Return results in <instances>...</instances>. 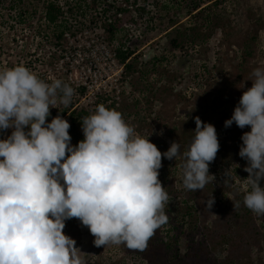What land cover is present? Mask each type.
I'll list each match as a JSON object with an SVG mask.
<instances>
[{
    "label": "clouds",
    "instance_id": "clouds-1",
    "mask_svg": "<svg viewBox=\"0 0 264 264\" xmlns=\"http://www.w3.org/2000/svg\"><path fill=\"white\" fill-rule=\"evenodd\" d=\"M250 80L225 127L251 129L239 150L250 185L243 204L264 216V68L254 69ZM74 94L69 84L46 82L24 65L0 71V134L12 129L0 139V264H86L76 240L64 232L72 218L88 228L96 247L143 252L169 221L162 159L183 161L186 191L203 190L215 179L209 166L220 143L213 124L195 117L187 150L173 141L162 153L122 113L99 104L82 118L84 139L72 145L68 120L47 118L58 103L69 107ZM225 177L227 183L230 169ZM204 203L211 212L215 197Z\"/></svg>",
    "mask_w": 264,
    "mask_h": 264
},
{
    "label": "rangeland",
    "instance_id": "rangeland-1",
    "mask_svg": "<svg viewBox=\"0 0 264 264\" xmlns=\"http://www.w3.org/2000/svg\"><path fill=\"white\" fill-rule=\"evenodd\" d=\"M194 4L205 9L188 15ZM45 6L44 0H0V71L24 65L46 82L60 79L67 83L65 75L56 71L59 58L55 50L60 45H56L52 30L44 20ZM91 8L107 11L109 18H105V14L92 17L93 21L105 26L109 24L107 19L113 21L116 17L120 26L124 23L141 26L137 29L142 31L141 38L136 39L137 32L123 30L119 39L136 51L137 67L146 73L141 78L138 74L126 78L125 73L121 93L113 98L99 99L96 106L115 104L118 108L128 103L130 110L123 115L124 120L138 135L150 136V141L157 144L162 153L173 141L180 144L181 152L188 147L197 116L205 123L211 121L220 139L230 131L238 135L240 131L251 130L250 127L240 129L235 124L226 128L225 121L231 118L243 92L252 87L253 70L264 68V0H92ZM175 28L179 31L170 33ZM197 31L203 39H196ZM129 35L131 43L125 42ZM178 35H182L184 43L173 50L170 40ZM75 100L74 95L69 107L58 103V108H51L47 122L67 111L63 118L72 125L71 112H80L79 109L72 111ZM93 106L86 107L91 114L95 111ZM11 132L12 129H8L0 134V139L7 138ZM71 144L75 141L71 140ZM227 151H219L209 166L210 174L215 177L209 189L217 195L220 211L227 215L226 220L217 223L220 215L215 209L209 212L210 239L213 238L214 243L203 237L204 225L195 234L194 244H190L186 228L180 229L185 232L182 235L177 237L178 233L173 232L171 236L174 240L178 238L181 256L192 250L193 255L200 257L201 264H234L231 262L234 260L235 264H264V216L249 215L243 209L244 194L250 189L246 180L249 175H243L247 173L244 171L247 161ZM224 158L234 161L233 165L223 167ZM169 162L177 164V168L173 164L165 168L183 186L181 160ZM236 166L242 170L230 173L225 183L226 171L232 172ZM261 186L264 187V180ZM236 199L241 201L237 210L234 208ZM65 223V234L76 240L86 264H148L133 251H124L120 245L94 246V237L76 218ZM163 228L164 246L165 233L171 225ZM231 231L243 238L241 243H248L233 255L230 246L218 241L222 234ZM202 242L210 244L207 256L198 249Z\"/></svg>",
    "mask_w": 264,
    "mask_h": 264
},
{
    "label": "trees",
    "instance_id": "trees-1",
    "mask_svg": "<svg viewBox=\"0 0 264 264\" xmlns=\"http://www.w3.org/2000/svg\"><path fill=\"white\" fill-rule=\"evenodd\" d=\"M40 2V0H37ZM217 2V1H216ZM215 2V3H216ZM44 3H46L45 6V16L44 18L48 21L50 29L52 30V35L55 37L57 42H60L63 38V35L66 30L69 29L68 22L62 21L59 24V21L61 20L62 12L60 10V7L57 4L56 0H44ZM78 4V3H77ZM76 4V5H77ZM205 8H202L199 4H194L193 7L188 11V15H192L194 12L200 13ZM196 15V14H195ZM135 21V20H132ZM175 23V22H173ZM176 24H174L175 26ZM107 37L109 42L115 41L116 39H119V35L123 33V29L118 24L117 17L113 19V21L110 24H107L105 26ZM197 30V29H196ZM71 31V30H69ZM178 32L179 29L175 28L170 31L172 32ZM184 36V34H182ZM182 35H178L175 38L170 40V45L172 49H179L183 46V38ZM197 31L196 33V39H203V36ZM118 50V56L119 60L122 63H126L125 65V73L126 78L129 76H132L134 74H138L141 78L143 75L146 74L144 71H141L137 66L139 64V57L136 55V51L130 46H124ZM126 47V48H125ZM249 55V54H248ZM156 61H159L158 58H155ZM109 109H115L122 113L124 115L126 112L130 110V105L128 103H124L119 106L118 108L115 106V104H112L110 106H106ZM67 114V111L60 112V116L64 117ZM88 116V113L85 111L81 112H71L70 117L72 118V125L69 129V134L72 137V140L75 141L74 145H78V143L84 139L83 132L79 133V130L82 129V118ZM211 123V121H209ZM217 130V129H216ZM246 131H240L238 135H232V132H228L223 139H220L218 136V140L220 143L219 151L221 150H229L227 152H231L234 157L236 155H239L240 145L242 144L241 136ZM190 136H194V133L191 131ZM193 138V137H192ZM157 145V144H156ZM159 147V146H158ZM188 148V147H187ZM187 148L185 150H187ZM184 150V151H185ZM218 151V153H219ZM245 162V160L243 159ZM234 161L228 160L227 158L223 159V167H226L228 164L233 165ZM169 164H173V162H169L167 158L162 159V168L159 170V180L162 182L163 186L166 188V191L169 193L170 202L165 206L166 214L169 216L168 225H171V228L165 233L167 237V242L163 246V240L162 238V229H164L162 226L160 229H158L155 233V235L150 239L148 243V247L145 251L139 252V251H133L134 253L138 254L141 258L145 259L148 264H201L200 257L197 255L192 254V250L187 251L184 256H181L178 250V238L174 240V237L171 236L173 232H177V237L182 235L185 232H182L181 228L187 229V237H189V240L191 241L190 244H194L195 241V234L197 233L200 226L204 225L206 232H203V237L208 241L210 239L211 234L209 231V211H207L206 204L204 201L208 199L211 195L215 197V204L212 209H215V212L220 215V218L217 219V223H222L224 220L227 219V215L224 214V211H220L221 206L218 205L217 202V195H214V191L210 190L209 184L206 185V187L203 190H198L197 192H189L186 191L185 188L182 185L178 184L177 178L174 177L173 174H170V172L165 168L168 167ZM183 164V161L181 160L180 165ZM177 168V164H173ZM227 168V167H226ZM165 169V170H164ZM233 171L230 173H234L238 170H242L240 167H234L232 169ZM244 176L249 175V173H244ZM238 201L241 202L239 199H236L235 202ZM244 210L247 211L249 215H252V211L247 209L245 206H243ZM235 215H238L235 213ZM216 221V220H215ZM213 220H211V223ZM215 223V222H214ZM166 224V225H167ZM214 230H217L216 228ZM218 231V230H217ZM224 233L219 238V242L221 240L227 244L229 247V251L231 255H233L236 252H240V250L243 248L244 244L247 245L248 243L245 242L244 244L241 243L242 239L239 236H236L234 233ZM212 233V232H211ZM173 237V238H170ZM255 237V236H254ZM211 240V239H210ZM171 241H174L171 243ZM212 244L214 243V240L212 238ZM210 241V243H211ZM204 242V241H203ZM201 243L199 248L200 250H203V254L207 256L210 251V244L204 245V243ZM170 243V244H169ZM190 248H192L191 245H189ZM121 248L124 249L126 252H131L132 250H129L124 245H120ZM194 253V252H193ZM235 264L236 260L231 261ZM100 264V263H96Z\"/></svg>",
    "mask_w": 264,
    "mask_h": 264
},
{
    "label": "built area",
    "instance_id": "built-area-1",
    "mask_svg": "<svg viewBox=\"0 0 264 264\" xmlns=\"http://www.w3.org/2000/svg\"><path fill=\"white\" fill-rule=\"evenodd\" d=\"M56 1L62 12L59 24L67 21L69 27L62 40L56 44L60 45L55 50L59 58L56 71L63 73L67 84L75 90L76 100L72 111L79 109L80 112L85 111L91 115L86 108L87 105L94 104L92 109L95 110L99 99L113 98L121 93L120 86L128 61L122 63L119 60L118 50L124 48L122 45L126 47L129 45L118 39L109 42L105 25L93 21L92 17H100L103 14L105 18L110 16L102 8L92 9V0ZM117 15L119 18L122 17V14ZM44 20L50 27L48 21L45 18ZM106 21L110 24L112 19ZM138 27L141 29L140 25L134 23H124L121 26L124 31L137 32L136 39L142 37V31L137 30ZM129 38L131 35L125 42L131 43L128 41Z\"/></svg>",
    "mask_w": 264,
    "mask_h": 264
}]
</instances>
